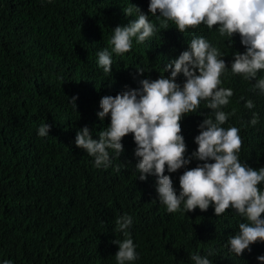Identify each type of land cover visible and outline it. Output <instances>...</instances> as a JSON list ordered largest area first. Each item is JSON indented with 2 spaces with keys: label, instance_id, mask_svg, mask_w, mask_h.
<instances>
[{
  "label": "trees",
  "instance_id": "obj_1",
  "mask_svg": "<svg viewBox=\"0 0 264 264\" xmlns=\"http://www.w3.org/2000/svg\"><path fill=\"white\" fill-rule=\"evenodd\" d=\"M131 3L158 32L142 44L134 39L129 53H113L112 73L105 74L97 53L111 51L113 30L136 19L135 13L123 12ZM149 3L0 0V264H117L119 249L112 242L124 239L115 223L124 215L132 218L128 232L138 256L131 264H195L191 257L196 254L211 264H260L264 243L251 245L240 257L229 251L230 236L246 222L235 210L217 217L213 206L186 213L181 205L180 211L167 212L156 177L139 180L132 134L123 138L121 156L109 150L108 168H97L94 157L75 146L76 133L85 126L96 140L110 126V115L103 121L97 116L102 97L139 89L143 79L170 77L164 68L188 50L193 38L203 37L221 52L228 66L221 86L234 93L221 109L229 114L222 127L240 129L242 164L264 167V93L254 89L255 80L230 69L234 54L246 51L239 34L231 42L220 36L218 26L209 30L201 24L184 33L173 22L161 28L162 18L149 13ZM261 77L264 70L257 74ZM185 81L182 73L177 76L181 87ZM248 100L252 109L245 107ZM207 117L214 120L213 110L202 101L182 119L186 159L196 151L194 140ZM43 124L50 126L49 136H39ZM202 163L191 159L175 173L165 171L177 195L179 177ZM258 187L264 191V183Z\"/></svg>",
  "mask_w": 264,
  "mask_h": 264
},
{
  "label": "clouds",
  "instance_id": "obj_2",
  "mask_svg": "<svg viewBox=\"0 0 264 264\" xmlns=\"http://www.w3.org/2000/svg\"><path fill=\"white\" fill-rule=\"evenodd\" d=\"M148 11L162 18L161 28L173 22L180 33L203 24L209 30L218 26L220 36L231 37V42L233 35L239 34L246 51L234 54L231 72L246 80H255L254 89L264 93V77L257 79V74L264 70V0H150ZM123 12L130 17L135 13L136 19L113 30L108 42L111 51L105 48L97 53L98 66L105 74L112 73L113 53L117 56L129 53L134 39L142 44L158 32L148 16L132 3ZM221 55L205 38H193L188 50L164 68L165 72L171 71L170 77L143 79L139 89L124 91L115 97H102L99 104L102 111L97 116L103 121L110 115V126L99 132L98 140L92 138L85 126L76 133L75 146L94 157L97 168H108L112 164L109 150L121 156L124 152L122 140L132 134L135 156L139 158L135 165L140 173L139 180L156 177L159 201L168 213L180 211L181 205L186 213L197 208L205 212L213 206L217 217L231 208L245 219L246 222L239 223L238 233L228 240L229 251L240 257L245 250L250 251L251 245L264 243V191L258 187L264 183V167L256 170L242 164L239 160L243 143L240 129L222 127L229 114L221 109L230 103L234 93L221 86V77L228 69ZM137 71L141 75L144 73L143 69ZM181 73L186 78L182 87L176 82ZM202 101L213 110L214 120L207 117L199 125V135L194 140L198 147L186 159L181 121L189 113L196 112ZM70 102L76 109L75 98ZM245 107L252 109L254 104L248 100ZM257 122L253 113L251 124ZM49 132L48 124L41 125L38 130L41 137L49 136ZM191 159L204 163L183 172L177 195L171 176L165 175V171L175 173ZM115 223L124 236L123 240L112 242L119 249L115 260L117 264H131L138 259L128 232L132 218L124 215ZM209 255H213L211 250ZM191 259L195 264H211L207 257L199 254ZM257 259L264 264V256ZM3 264H11V261Z\"/></svg>",
  "mask_w": 264,
  "mask_h": 264
},
{
  "label": "bare ground",
  "instance_id": "obj_3",
  "mask_svg": "<svg viewBox=\"0 0 264 264\" xmlns=\"http://www.w3.org/2000/svg\"><path fill=\"white\" fill-rule=\"evenodd\" d=\"M264 165V164H263ZM261 189V188H260ZM203 216V215H202Z\"/></svg>",
  "mask_w": 264,
  "mask_h": 264
}]
</instances>
